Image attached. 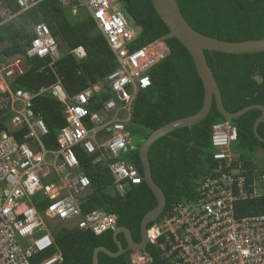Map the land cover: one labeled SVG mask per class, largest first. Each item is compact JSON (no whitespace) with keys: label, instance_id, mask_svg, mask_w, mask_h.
I'll list each match as a JSON object with an SVG mask.
<instances>
[{"label":"built area","instance_id":"2783aa9c","mask_svg":"<svg viewBox=\"0 0 264 264\" xmlns=\"http://www.w3.org/2000/svg\"><path fill=\"white\" fill-rule=\"evenodd\" d=\"M15 1L23 12L42 0ZM60 2L69 6V0ZM78 7L92 19L117 64L104 82L73 97L58 74L48 87L19 88L28 60L49 59L47 67L56 73L53 65L65 54L77 62L86 57L82 47L60 51L44 24L33 28L24 56L0 61V264H61L56 231L77 229L98 237L118 228L116 216L82 209L91 188L75 150L108 169L112 191L120 197L127 186L143 181L128 160L135 150L131 108L137 93L151 87L150 73L168 50L162 39L164 47L159 40L136 48L141 29L116 0H79L73 15ZM0 18H9L1 0ZM106 94L110 97L103 100ZM210 140L212 168L197 180L191 197L148 227L146 249L153 248L166 264H264V215L237 217L235 212L238 202L264 193L263 163L252 160L255 169L247 182L248 171L232 150L237 130L228 121L212 127ZM128 262L151 264L152 259L146 250H135L128 252Z\"/></svg>","mask_w":264,"mask_h":264},{"label":"trees","instance_id":"16d2710c","mask_svg":"<svg viewBox=\"0 0 264 264\" xmlns=\"http://www.w3.org/2000/svg\"><path fill=\"white\" fill-rule=\"evenodd\" d=\"M78 1L69 0L66 7L60 0H42L22 12L15 0H1L9 18H0V61L24 56L35 37L33 28L40 24L47 26L66 51L82 47L86 53L81 62L65 54L53 65L56 73L47 67L49 59L28 60L25 75L17 81L19 88L34 92L48 87L55 83L58 74L67 96L73 97L89 86L104 82L116 69L113 55L88 14L78 23H71L66 18V9L72 8ZM116 1L122 5L125 15L133 24L141 29L134 45L136 48L153 44L168 34L167 27L157 16L150 0ZM176 1L186 22L204 36L224 42L264 39V0ZM164 44L168 54L150 73L151 87L137 93L131 108L129 131L131 134L141 132L145 140L152 131L196 114L203 103L202 82L188 51L176 39L166 40ZM204 55L227 112L237 113L251 105L264 107V53L226 55L204 51ZM109 97L110 94H106L102 99ZM52 104L60 110V103L52 100ZM260 115L259 111H249L228 121L237 130L236 145L242 152L232 150L240 155L248 171L245 175L247 182L252 181L255 169L252 160L259 150L264 152V143L253 134V125ZM224 121L213 101L209 114L199 124L191 129H177L150 147L148 160L151 176L164 194V212L175 203L191 197L197 180L212 168L214 152L211 130L214 125ZM257 132L264 140V122L259 124ZM75 153L91 188L82 209H100L116 216L117 227L128 229L133 241L139 243L141 220L157 205L148 186L143 181L137 186H127L125 195L120 197L112 191V179L104 165H92V158L81 149L75 150ZM128 160L143 177L138 150L130 153ZM235 212L237 217L264 215V193L258 199L238 202ZM112 233L96 237L77 229L62 228L56 231L54 241L63 257L61 264H91L93 251L97 247L116 253ZM116 238L121 247L126 248L124 236L119 234ZM54 252L53 249L41 258ZM146 252L152 259L151 264H166L158 258L153 248L147 247ZM98 264H129L128 253L117 258L100 253Z\"/></svg>","mask_w":264,"mask_h":264},{"label":"water","instance_id":"95a60500","mask_svg":"<svg viewBox=\"0 0 264 264\" xmlns=\"http://www.w3.org/2000/svg\"><path fill=\"white\" fill-rule=\"evenodd\" d=\"M154 11L159 19L168 29V34L162 38V41L176 39L189 53L194 63L197 75L202 82L204 96L201 109L194 115L175 120L163 127L152 131L146 140L139 146L138 155L143 169V182L148 186L157 201L154 209L149 211L140 223V241L135 243L128 229L118 227L113 233V241L117 246V252L112 253L104 247H97L92 254V263L98 264V254H104L109 258H117L130 251L146 250V231L150 224L158 221L164 212L166 201L162 190L153 182L151 169L148 160V151L150 147L162 137L169 133L181 129H191L207 117L210 112L213 101L216 109L225 121L236 119L249 111H259L261 115L253 125V134L262 143L264 140L259 136L257 128L264 122V107L260 105H251L240 110L237 113H229L225 110L222 103L221 93L208 67L204 51L218 52L226 55H253L264 53V39L250 40L244 42H224L214 38L204 36L190 27L183 18L176 0H150ZM122 234L126 241V248H122L117 241V235Z\"/></svg>","mask_w":264,"mask_h":264},{"label":"rangeland","instance_id":"374dc122","mask_svg":"<svg viewBox=\"0 0 264 264\" xmlns=\"http://www.w3.org/2000/svg\"><path fill=\"white\" fill-rule=\"evenodd\" d=\"M2 9L4 10V8H2ZM72 11H73V8H68V9H66V12H65L66 18L71 23H78L84 16L87 15V13L81 7H78L76 10L78 12V15H73ZM161 42H162L161 40H160V42H158L159 47L163 46ZM58 45H59L58 48L60 51L61 50H62V52L66 51L65 48L60 44V42L58 43ZM4 46H2V47H4ZM164 53L167 54V51L164 50ZM130 140H131V143L134 145L135 150H138V147L143 143V141H145L144 136L142 135L141 132L140 133L138 132L136 134L135 133L131 134ZM232 148L236 152H239V153L242 152V149L241 148L239 149L236 144H233ZM263 157H264V152L259 150L256 154L255 161L258 162L259 164H262L264 162V159H262ZM262 188H264V186H262ZM262 190L264 192V189H262Z\"/></svg>","mask_w":264,"mask_h":264},{"label":"clouds","instance_id":"9594fccd","mask_svg":"<svg viewBox=\"0 0 264 264\" xmlns=\"http://www.w3.org/2000/svg\"><path fill=\"white\" fill-rule=\"evenodd\" d=\"M255 159V158H254Z\"/></svg>","mask_w":264,"mask_h":264},{"label":"crops","instance_id":"0c3cea01","mask_svg":"<svg viewBox=\"0 0 264 264\" xmlns=\"http://www.w3.org/2000/svg\"><path fill=\"white\" fill-rule=\"evenodd\" d=\"M185 200V199H184Z\"/></svg>","mask_w":264,"mask_h":264}]
</instances>
